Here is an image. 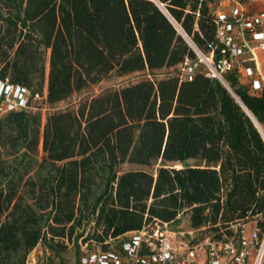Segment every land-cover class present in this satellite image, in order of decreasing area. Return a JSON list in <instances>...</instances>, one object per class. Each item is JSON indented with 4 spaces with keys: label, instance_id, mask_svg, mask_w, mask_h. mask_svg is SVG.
<instances>
[{
    "label": "trees",
    "instance_id": "16d2710c",
    "mask_svg": "<svg viewBox=\"0 0 264 264\" xmlns=\"http://www.w3.org/2000/svg\"><path fill=\"white\" fill-rule=\"evenodd\" d=\"M158 1L203 51L217 45L206 3L196 30L186 9L199 0ZM187 57L154 0H0V79L32 97L53 106L113 74L143 75L45 119L0 117V264H26L38 245L67 264L66 241L80 255V239L184 214L201 238L251 220L264 233V136L244 109L264 131V87L229 75L236 98L203 67L181 78Z\"/></svg>",
    "mask_w": 264,
    "mask_h": 264
},
{
    "label": "built area",
    "instance_id": "2783aa9c",
    "mask_svg": "<svg viewBox=\"0 0 264 264\" xmlns=\"http://www.w3.org/2000/svg\"><path fill=\"white\" fill-rule=\"evenodd\" d=\"M255 1L199 0L195 11L187 7L186 11L195 15L196 30L200 7L206 3L209 8L217 40L209 52L199 48L159 2L196 54V59L187 57L178 65L181 78H192L203 67L209 78L218 79L235 97L229 75H235L251 93L260 94L264 87V6ZM44 97H32L27 88L0 79V117L13 110H33L32 101ZM178 225L156 218L140 229L103 242L91 238L82 244L80 239V255L74 264H264V233L256 220L233 223V235L224 239L211 235L201 238L198 230H183ZM36 248L26 264H62L48 248L43 258L37 256Z\"/></svg>",
    "mask_w": 264,
    "mask_h": 264
},
{
    "label": "rangeland",
    "instance_id": "374dc122",
    "mask_svg": "<svg viewBox=\"0 0 264 264\" xmlns=\"http://www.w3.org/2000/svg\"><path fill=\"white\" fill-rule=\"evenodd\" d=\"M256 4H261L262 6H264V0H256L255 1ZM143 78V75H135V74H131V75H126V76H116L115 74L109 76L106 79H103L102 81L90 86L87 89H84L78 93H74L70 98L55 104L53 106H50L48 104L45 103V101L43 100V98H37L35 100L32 101V105L34 106V111L41 113L43 119L46 118V115H48L50 112H53L54 110H66L71 108L72 106H74L80 99L83 98H87V97H91L97 94H100L106 90L109 89H115V88H119L128 84H131L133 82H136L137 80ZM192 163V161H190ZM140 166L138 165H133V164H125L124 165V169H136L139 168ZM189 214H184L181 217V220L179 222V227L180 229L183 230H187L188 229V225H189ZM91 226H93V224H91ZM252 229V226H250V230ZM90 231V235L92 234V227L89 229ZM90 240V239H89ZM82 244L85 243V241H83L81 239ZM66 248L64 250L61 251L59 257L64 258L65 262L67 264H74L78 257L79 254L77 255L76 252V246L74 244L73 241H66ZM89 244H92V242H90ZM80 245V243H79ZM35 253L37 254V256L43 258L46 256V252H45V248L43 246H38L35 250Z\"/></svg>",
    "mask_w": 264,
    "mask_h": 264
},
{
    "label": "water",
    "instance_id": "95a60500",
    "mask_svg": "<svg viewBox=\"0 0 264 264\" xmlns=\"http://www.w3.org/2000/svg\"><path fill=\"white\" fill-rule=\"evenodd\" d=\"M154 1H156V3L157 4H159V1L158 0H154ZM163 10V9H162ZM163 12L167 15V13H166V11L165 10H163ZM167 17H168V15H167ZM244 107V106H243ZM244 109L246 110V112L249 114V116L253 119V121H254V123L256 124V126L259 128V130L261 131V133L263 134V136H264V131H263V129H262V127H261V125L258 123V121L255 119V117L244 107Z\"/></svg>",
    "mask_w": 264,
    "mask_h": 264
}]
</instances>
